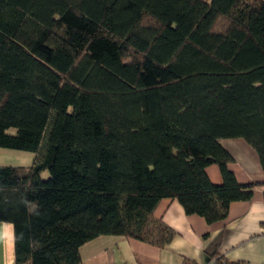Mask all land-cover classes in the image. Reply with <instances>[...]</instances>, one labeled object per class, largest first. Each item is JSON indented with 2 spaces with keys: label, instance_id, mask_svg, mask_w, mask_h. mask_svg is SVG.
Returning a JSON list of instances; mask_svg holds the SVG:
<instances>
[{
  "label": "trees",
  "instance_id": "1",
  "mask_svg": "<svg viewBox=\"0 0 264 264\" xmlns=\"http://www.w3.org/2000/svg\"><path fill=\"white\" fill-rule=\"evenodd\" d=\"M222 139L264 170V0H0V148L35 155L0 167L15 264H82L101 236L166 248L163 199L226 219L256 185Z\"/></svg>",
  "mask_w": 264,
  "mask_h": 264
},
{
  "label": "crops",
  "instance_id": "2",
  "mask_svg": "<svg viewBox=\"0 0 264 264\" xmlns=\"http://www.w3.org/2000/svg\"><path fill=\"white\" fill-rule=\"evenodd\" d=\"M229 169L242 185L254 184L249 201L231 204L226 219L208 224L187 215L174 199H163L153 218L174 232L166 248L125 236H101L80 249L82 264H264V170L244 139H222ZM35 155L0 148V167H30ZM211 182H223L219 166L207 168ZM0 264H15L14 229L0 221Z\"/></svg>",
  "mask_w": 264,
  "mask_h": 264
},
{
  "label": "rangeland",
  "instance_id": "3",
  "mask_svg": "<svg viewBox=\"0 0 264 264\" xmlns=\"http://www.w3.org/2000/svg\"><path fill=\"white\" fill-rule=\"evenodd\" d=\"M43 177L47 179L48 178V174L47 173L43 174Z\"/></svg>",
  "mask_w": 264,
  "mask_h": 264
}]
</instances>
